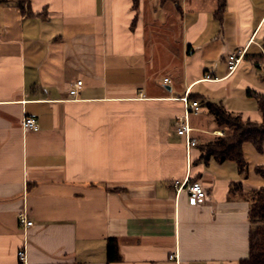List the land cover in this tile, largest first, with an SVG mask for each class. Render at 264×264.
Returning <instances> with one entry per match:
<instances>
[{
  "label": "crops",
  "instance_id": "0c3cea01",
  "mask_svg": "<svg viewBox=\"0 0 264 264\" xmlns=\"http://www.w3.org/2000/svg\"><path fill=\"white\" fill-rule=\"evenodd\" d=\"M205 1L0 0V264L249 257L264 145H243L245 174L233 161L202 160L200 145L224 135L208 102L262 121L264 0H225L222 13ZM240 48L247 54L229 74L227 56ZM185 96L202 106L188 118L191 148L177 133ZM30 116L38 131L23 128ZM186 178L205 201L191 204L175 187Z\"/></svg>",
  "mask_w": 264,
  "mask_h": 264
},
{
  "label": "trees",
  "instance_id": "16d2710c",
  "mask_svg": "<svg viewBox=\"0 0 264 264\" xmlns=\"http://www.w3.org/2000/svg\"><path fill=\"white\" fill-rule=\"evenodd\" d=\"M178 0H160L162 5ZM140 0H133L135 7ZM219 13H222L225 0H218ZM247 54V53H246ZM246 56V55H245ZM261 56L260 59H263ZM258 99L261 122L243 119L240 114L228 111L222 104L208 102L207 113L216 123L217 127L224 131V135L216 136L213 140L200 145L202 160L213 157L218 162L233 161L237 164L239 172L245 174L248 169L245 160L243 145L252 143L261 152L264 145V97L255 94ZM190 98V97H189ZM257 171L262 172V169ZM190 182H197L190 179ZM251 222L249 238V257L241 260L239 264H264V188L255 190L251 194V206L249 211ZM108 261L119 259L118 244L115 239L108 241Z\"/></svg>",
  "mask_w": 264,
  "mask_h": 264
},
{
  "label": "built area",
  "instance_id": "2783aa9c",
  "mask_svg": "<svg viewBox=\"0 0 264 264\" xmlns=\"http://www.w3.org/2000/svg\"><path fill=\"white\" fill-rule=\"evenodd\" d=\"M247 53V48H240L233 53L229 54L227 56V70L229 74L234 73L239 64L241 63V60L245 57ZM168 80L166 79L165 82ZM83 85V82L81 80H77L71 83L69 94L71 96H77L79 88ZM182 100L184 101L186 105V114L185 117L182 119H179V123L177 126V133L178 135L186 138V143L189 146V148L194 147L197 145V141L192 138L190 135V132L192 131V128L189 124L188 118L189 115L198 116L202 112V106L199 101L197 100H190L187 96L183 97ZM22 126L25 130L30 131H38L39 130V124L35 117H25L22 120ZM175 187L179 189V191L183 188H186L189 195V201L191 204H199L200 202H203L207 199L208 194L205 188L200 184L199 182H190L188 178H186L183 181L176 180L174 182ZM20 224L23 227H32L34 222L29 220L25 214L20 215ZM18 256L22 262L26 260V253L24 250H20L18 252ZM172 256L171 258H173Z\"/></svg>",
  "mask_w": 264,
  "mask_h": 264
},
{
  "label": "rangeland",
  "instance_id": "374dc122",
  "mask_svg": "<svg viewBox=\"0 0 264 264\" xmlns=\"http://www.w3.org/2000/svg\"><path fill=\"white\" fill-rule=\"evenodd\" d=\"M206 4H210L211 3V0H206L205 1ZM193 130V129H192Z\"/></svg>",
  "mask_w": 264,
  "mask_h": 264
}]
</instances>
